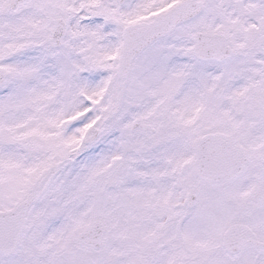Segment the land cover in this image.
<instances>
[{
    "label": "snow or ice",
    "instance_id": "snow-or-ice-1",
    "mask_svg": "<svg viewBox=\"0 0 264 264\" xmlns=\"http://www.w3.org/2000/svg\"><path fill=\"white\" fill-rule=\"evenodd\" d=\"M0 264H264V0H0Z\"/></svg>",
    "mask_w": 264,
    "mask_h": 264
}]
</instances>
